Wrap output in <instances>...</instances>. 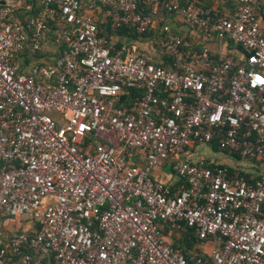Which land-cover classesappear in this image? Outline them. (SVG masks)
Instances as JSON below:
<instances>
[{"label":"built area","instance_id":"1","mask_svg":"<svg viewBox=\"0 0 264 264\" xmlns=\"http://www.w3.org/2000/svg\"><path fill=\"white\" fill-rule=\"evenodd\" d=\"M257 1L224 17L181 0H3L0 221L30 218L0 228V264H264ZM160 10L239 48L215 57ZM122 26L162 35L160 54L115 46ZM213 139L249 179L191 158ZM163 165L184 183L156 178ZM182 226L204 241L190 260L163 239Z\"/></svg>","mask_w":264,"mask_h":264},{"label":"crops","instance_id":"2","mask_svg":"<svg viewBox=\"0 0 264 264\" xmlns=\"http://www.w3.org/2000/svg\"><path fill=\"white\" fill-rule=\"evenodd\" d=\"M181 2L183 4L192 2L196 5L207 7L212 12L224 17L231 16L236 6V0H181ZM255 9L258 16L260 17V30L264 34V2L262 1L255 2ZM166 18L168 19L169 23L172 25L173 29L179 31L181 34L188 36L194 43L198 44L205 42L198 31H195L194 29L188 27L187 25L182 24L179 18L170 15L166 16ZM114 36H115L114 38H116L117 40H121V42H128L127 38L124 36L117 34H114ZM138 42L140 43V46H142V48L147 49L150 52L153 51L152 43L150 47H147L148 43L151 42L150 38H146V39L141 38L138 40ZM206 44L212 50L214 56L218 58L225 56L230 51H234V50L237 51L239 48L232 41L227 39L220 40L213 38L207 41ZM190 155L192 156L191 158L193 159L207 157L208 159L230 165L234 168L251 169L250 163H238L236 161H233V159L229 155L224 154L220 151H216L204 145L192 147ZM155 176L156 178L168 183L173 187H176L179 181L171 173L167 165H163L158 169H156Z\"/></svg>","mask_w":264,"mask_h":264},{"label":"trees","instance_id":"3","mask_svg":"<svg viewBox=\"0 0 264 264\" xmlns=\"http://www.w3.org/2000/svg\"><path fill=\"white\" fill-rule=\"evenodd\" d=\"M164 16H168L170 15L169 13L160 10ZM102 35L106 36L107 39H110L111 33L112 31H110L107 27L103 28L100 32ZM115 34L117 35H121L127 38L128 41L131 40H138L141 38H152L153 39V48L155 49L157 54H160L159 48H158V42L160 40V37H162V35H155V32H151V33H145V34H139L136 33L133 29L128 28L126 26H122V27H118L115 31ZM205 42H207V40H204ZM122 44L121 40H118L116 42L115 46H120ZM201 43H199L198 45H200ZM39 56V55H38ZM156 59H158L159 61H161L162 65L167 66L169 63V60L166 57H163L161 55L157 56ZM134 96H141V92L139 91H132L131 97ZM217 139H213L210 143L212 149L217 150ZM226 165L230 171L231 174H238V175H243L245 178L249 179L250 175L249 173L242 171V170H238L235 169L234 167L227 165V164H223ZM184 182L179 181L178 184H183ZM170 230V225L166 224V226L164 227V229L162 230V234L163 235H168V231ZM179 232V237L175 238L173 237V235H175V233ZM171 237V242L173 245H176L180 248L181 252L183 253V255L186 257V259L190 260L192 257L199 255L200 253H202L203 250V246H204V241L198 239L195 234H194V230L191 227L188 226H182L179 229L173 228L171 229V233L169 235ZM173 237V239H172Z\"/></svg>","mask_w":264,"mask_h":264},{"label":"rangeland","instance_id":"4","mask_svg":"<svg viewBox=\"0 0 264 264\" xmlns=\"http://www.w3.org/2000/svg\"><path fill=\"white\" fill-rule=\"evenodd\" d=\"M150 46H151V42L148 43L147 47H150ZM28 218H30L29 215H27V214L23 215L22 219H21V223H18L17 219H12L11 217H6L4 221H0V228L1 227H5L8 230L16 229V228H18V226H17L18 224H19L20 227L24 226L25 225L24 222ZM179 235H180L179 232H177V233H175V235H173V237L177 238V237H179ZM173 237H172V239H173ZM163 239L165 241H167V242H171L172 241L171 237H168V236H163Z\"/></svg>","mask_w":264,"mask_h":264},{"label":"water","instance_id":"5","mask_svg":"<svg viewBox=\"0 0 264 264\" xmlns=\"http://www.w3.org/2000/svg\"><path fill=\"white\" fill-rule=\"evenodd\" d=\"M3 3V0H0V4H2Z\"/></svg>","mask_w":264,"mask_h":264}]
</instances>
